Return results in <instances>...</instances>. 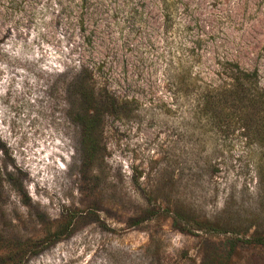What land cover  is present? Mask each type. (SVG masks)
Returning a JSON list of instances; mask_svg holds the SVG:
<instances>
[{"label": "rangeland", "instance_id": "374dc122", "mask_svg": "<svg viewBox=\"0 0 264 264\" xmlns=\"http://www.w3.org/2000/svg\"><path fill=\"white\" fill-rule=\"evenodd\" d=\"M228 63L264 88V0H0V264H264Z\"/></svg>", "mask_w": 264, "mask_h": 264}, {"label": "trees", "instance_id": "16d2710c", "mask_svg": "<svg viewBox=\"0 0 264 264\" xmlns=\"http://www.w3.org/2000/svg\"><path fill=\"white\" fill-rule=\"evenodd\" d=\"M92 76L90 73L84 83L87 89L85 95L87 93L90 96V102L94 100V90L90 86ZM228 110L230 116L240 123L250 141L259 147L264 146V88L260 86L256 70L246 71L236 63H228L226 79L213 85L211 91L203 97L200 113L218 124L227 118ZM256 243L264 245V239H257Z\"/></svg>", "mask_w": 264, "mask_h": 264}]
</instances>
